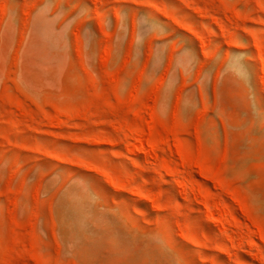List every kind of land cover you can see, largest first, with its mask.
<instances>
[{"label": "rangeland", "instance_id": "1", "mask_svg": "<svg viewBox=\"0 0 264 264\" xmlns=\"http://www.w3.org/2000/svg\"><path fill=\"white\" fill-rule=\"evenodd\" d=\"M0 264H264V0H0Z\"/></svg>", "mask_w": 264, "mask_h": 264}]
</instances>
